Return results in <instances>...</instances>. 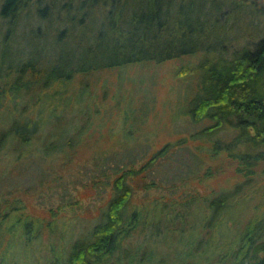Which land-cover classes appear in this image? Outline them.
Listing matches in <instances>:
<instances>
[{
	"label": "trees",
	"instance_id": "1",
	"mask_svg": "<svg viewBox=\"0 0 264 264\" xmlns=\"http://www.w3.org/2000/svg\"><path fill=\"white\" fill-rule=\"evenodd\" d=\"M249 1L250 6H244L247 14L255 4ZM231 7V14H241L243 6L234 0H0V62L8 61V75L0 79V110L7 97L6 110L13 98L32 97L36 91L68 84L77 76L82 84L91 73L114 67L196 56L192 64L186 60L180 68L183 79L192 82L182 114L200 127L173 144L165 143L137 168L133 162L118 166L109 181L108 198L86 234L64 239L51 229L49 236L55 239L44 245L47 264H94V257L114 250L122 256L127 248L121 242L139 233L138 228L148 220L154 224L151 231L156 230L162 217L165 230L169 229L166 235L196 233L188 243L191 251L185 249L191 256H186L182 264H208L213 255L228 257L216 259V264H264V29L252 32V37L258 35L256 39L228 44L230 30L226 32L221 17ZM60 47L73 48V57L53 53ZM10 49H22L24 53L16 60L9 59L7 54H14ZM20 112L12 111L4 118L10 121L0 132V149L4 150L9 139V147L21 152L41 133V120L24 110ZM124 119L126 124L131 116L127 114ZM80 125L76 131L77 126L67 122L66 128L50 135L42 146L44 155L65 148L73 150L77 135L87 129L86 122ZM121 129L122 134L128 131L126 127ZM176 146L186 150L184 162H190L180 166L185 175L176 177H182V182L191 179L205 183L220 175L221 165L227 164L232 167L230 185L205 194L185 193L180 202L168 197L150 210L128 209L134 179L152 176V167ZM214 161L219 164L212 165ZM156 186L150 177L143 188ZM241 203L247 210H241L242 222L237 225L234 215H239ZM8 210L5 207L0 213V264H25L26 259L18 262L11 256H28L27 252L37 256L32 250L44 225L23 214L9 215L8 220ZM206 227L212 229L206 237L209 247L204 246L203 254L196 255L201 258H190L195 256L193 250L202 241L200 235L205 234ZM233 232L236 246L232 252H207L211 244ZM140 251L132 252L119 264H166L167 252L165 256H152L144 250L141 260L133 259ZM5 256H9L7 260ZM175 259L179 262L178 256ZM175 259L167 262L173 264Z\"/></svg>",
	"mask_w": 264,
	"mask_h": 264
},
{
	"label": "rangeland",
	"instance_id": "2",
	"mask_svg": "<svg viewBox=\"0 0 264 264\" xmlns=\"http://www.w3.org/2000/svg\"><path fill=\"white\" fill-rule=\"evenodd\" d=\"M234 1L243 6L241 14H231V7L223 11L225 13L221 20L226 23V32L230 30L227 32V37H230L228 44L240 45L250 39H256L258 35L252 36L257 30L258 33L263 31L264 0H254V7L249 14L244 12V6H250L249 0ZM251 14L256 15L253 17ZM10 50H13L14 54H11L12 57L7 54L9 59L16 60L24 53L22 49ZM73 52L75 51L71 47L53 49V53L67 57H73ZM183 59L114 67L91 73L82 84L77 76L68 84H54L36 91L32 97L23 95L13 98L9 102L8 110L5 109L8 97L4 100V108L0 110V132L8 127L10 119L5 121L4 118H8L12 111L18 114L24 110L32 118L41 120V133L32 138L26 150L18 152L14 149L15 146L9 147V139L6 142L8 149L6 145H3L4 150L0 149V213L7 207L8 220L9 215L23 214L44 225L42 235L35 241V249L32 250L33 253L36 250L37 256H30L27 252L28 256L11 257H15L18 262H24L26 259L25 264H47L49 256L44 245L48 244V240L55 239L53 235L49 236L51 229H56L64 239L86 234L89 226L95 221L98 210L108 198L109 181L114 177L113 172L118 166L133 162V166L137 168L165 143L173 144L200 127L201 124L189 123L182 114L185 100L192 92V82L188 78L183 79L180 68L186 60L192 64L196 56ZM6 63L0 62V79L8 75ZM84 83L85 86L81 89ZM80 90L83 94H80ZM127 114L131 119H127L124 124ZM83 121L86 122L87 129L82 135H77L73 150L65 148L64 151L44 155L42 146L50 140V135L66 128L67 122L75 124L78 131ZM121 127L128 128V131L122 134ZM21 154H24L23 157H20ZM187 157L185 149L172 147L167 157L161 158L152 167V176L148 174L146 179L136 177L128 209L150 210L156 203L165 202L168 197L180 202L185 193L205 194L210 190L227 188L230 185L232 167L227 164L221 165L223 169L220 175L205 183L198 184L191 179L182 182V177L176 176L185 171L184 167L180 166L190 163L184 162ZM215 163L219 164L214 161L212 165ZM150 177L155 179L157 186L143 188ZM240 207L239 215H234L237 225L242 222L241 210L246 209L243 203ZM149 222L148 220L146 224L145 221L146 225L138 228L139 233H134L131 238L121 242L122 246L127 248V251H123L127 256H123L124 253L117 256V250H114L111 254L94 257V264H119L122 259L127 261L125 259L131 257L132 252H139V249L140 254L133 259L141 260L145 255L144 250L146 254L152 252V256H165L167 252L166 264H169L167 259L173 260L176 256L179 257V262L175 259L173 264H182L186 256H191L187 255L185 249H188V243L196 233L166 235L169 229L165 230V217L159 220V227L154 231L150 229L154 224ZM229 224L231 225L229 222L227 226ZM207 227L205 234L200 235L202 241L198 248L193 250L195 256L190 258H201L202 256L196 255L203 254L204 246L209 247L206 237L212 229ZM153 233L156 234L151 236ZM235 236L233 232L226 239H218L215 245L211 244L207 252L211 255L220 251V255L226 251L232 252L236 246L233 243ZM160 240L164 243H160ZM137 246L139 249L136 250ZM190 251L191 249H188V253ZM8 257L5 256V259ZM218 258L228 257L210 256L208 264H216Z\"/></svg>",
	"mask_w": 264,
	"mask_h": 264
}]
</instances>
